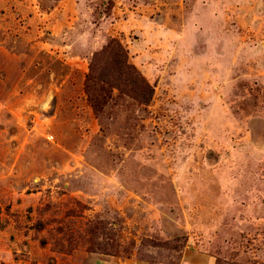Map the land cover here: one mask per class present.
Masks as SVG:
<instances>
[{
  "label": "rangeland",
  "instance_id": "374dc122",
  "mask_svg": "<svg viewBox=\"0 0 264 264\" xmlns=\"http://www.w3.org/2000/svg\"><path fill=\"white\" fill-rule=\"evenodd\" d=\"M209 263L264 264V0H0V264Z\"/></svg>",
  "mask_w": 264,
  "mask_h": 264
},
{
  "label": "trees",
  "instance_id": "16d2710c",
  "mask_svg": "<svg viewBox=\"0 0 264 264\" xmlns=\"http://www.w3.org/2000/svg\"><path fill=\"white\" fill-rule=\"evenodd\" d=\"M114 89L146 105L151 103L154 94L153 86L129 62L127 49L116 38L96 51L90 63L86 90L96 112L112 96Z\"/></svg>",
  "mask_w": 264,
  "mask_h": 264
},
{
  "label": "crops",
  "instance_id": "0c3cea01",
  "mask_svg": "<svg viewBox=\"0 0 264 264\" xmlns=\"http://www.w3.org/2000/svg\"><path fill=\"white\" fill-rule=\"evenodd\" d=\"M209 264H213V263H209Z\"/></svg>",
  "mask_w": 264,
  "mask_h": 264
}]
</instances>
